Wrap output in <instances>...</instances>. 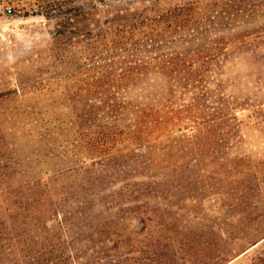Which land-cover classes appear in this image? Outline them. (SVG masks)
<instances>
[{"label": "trees", "instance_id": "1", "mask_svg": "<svg viewBox=\"0 0 264 264\" xmlns=\"http://www.w3.org/2000/svg\"><path fill=\"white\" fill-rule=\"evenodd\" d=\"M93 1L96 11L107 7L106 18L87 31L91 37L66 39L59 55L75 66L64 91L66 115L54 130L41 125H49L42 135L60 137L62 154L74 160L18 184L0 165V192L7 195L0 201V264H118L112 255L91 261L88 250L109 241L99 235L128 219L141 229L145 216L167 215L176 194H185L188 167L203 170L207 161L219 170L203 154L216 152L217 139L234 131L227 122L235 100L205 96L207 85H224L234 57L257 46L255 38L231 34L242 13L237 2L162 8L158 0ZM70 3L44 15L84 14L80 1ZM55 34L64 36L66 25L58 23ZM14 91L24 92L22 85ZM134 249L129 264L160 257L145 256L138 243Z\"/></svg>", "mask_w": 264, "mask_h": 264}, {"label": "rangeland", "instance_id": "2", "mask_svg": "<svg viewBox=\"0 0 264 264\" xmlns=\"http://www.w3.org/2000/svg\"><path fill=\"white\" fill-rule=\"evenodd\" d=\"M71 1L81 2L82 16L44 15L56 3H66L63 9H70ZM188 1L194 0H158V5ZM231 1L242 12L232 36L255 38L251 41L257 46L253 52L242 51L225 66L224 85H207V102L223 97L236 103L234 117L227 122L233 133L217 139L216 152L203 154L215 158L220 169L207 168V161L203 170L190 165L185 172L187 186L180 190L185 194H176L174 208L167 215L145 216L141 229H132L131 219L119 222L117 228L99 235L98 240L109 239L105 246L98 241L88 250L90 257H96L91 261L112 255L119 257L118 264H129L138 243L145 256L151 252L160 256L141 264H264V0ZM93 2L0 0V92H7L0 99V165L6 163L9 183H22L74 160L62 154L60 137L42 135V131L49 123L54 130V122L66 115L64 91L72 84L67 77L75 66L59 57L62 43L91 37L93 32L87 31L107 16V7L96 11ZM255 8L257 13L251 17L244 14ZM58 23L66 25L64 36L55 34ZM16 85H22L24 92H15ZM6 197L0 192V201ZM165 203L159 201L161 206ZM166 254L169 263L162 259Z\"/></svg>", "mask_w": 264, "mask_h": 264}, {"label": "built area", "instance_id": "3", "mask_svg": "<svg viewBox=\"0 0 264 264\" xmlns=\"http://www.w3.org/2000/svg\"><path fill=\"white\" fill-rule=\"evenodd\" d=\"M5 11L9 13L10 12V8L9 7H5Z\"/></svg>", "mask_w": 264, "mask_h": 264}]
</instances>
